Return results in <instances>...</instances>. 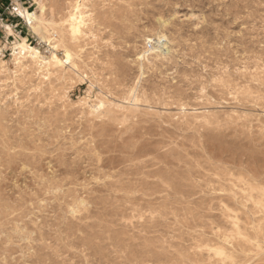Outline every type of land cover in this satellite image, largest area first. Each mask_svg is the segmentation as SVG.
<instances>
[{"label": "rangeland", "instance_id": "374dc122", "mask_svg": "<svg viewBox=\"0 0 264 264\" xmlns=\"http://www.w3.org/2000/svg\"><path fill=\"white\" fill-rule=\"evenodd\" d=\"M17 8L52 22L0 46V264H264V0Z\"/></svg>", "mask_w": 264, "mask_h": 264}, {"label": "bare ground", "instance_id": "6f19581e", "mask_svg": "<svg viewBox=\"0 0 264 264\" xmlns=\"http://www.w3.org/2000/svg\"><path fill=\"white\" fill-rule=\"evenodd\" d=\"M39 1V0H38ZM44 8V6H43ZM81 7L80 5H78L77 3L75 4L74 6V10L75 12H73L72 14L68 15V19L66 21H63L64 23H66V32H67V35L69 37V39L71 41H75L76 38H78L79 35L82 34V31H81V26L80 24L82 22L85 23L84 21V14L81 12ZM26 12V11H25ZM40 12V11H39ZM46 13V12H45ZM24 19L26 20L27 24L29 25V28L32 29V31L36 32L37 34H39V26L36 25V23H43V22H46V23H51L52 22V19H43V20H38L35 13H25L23 15ZM89 20V19H88ZM59 25V24H58ZM63 26V25H62ZM47 27V26H46ZM49 27V26H48ZM57 27V26H56ZM9 29V28H8ZM63 29V28H62ZM10 30V29H9ZM45 32L48 33V34H51V30H48V29H45ZM64 32V31H62ZM44 33V32H43ZM45 33V34H46ZM54 33V36H55V32L53 31ZM44 34V35H45ZM47 34V35H48ZM60 36V35H59ZM57 38V36H56ZM155 38H156V41H155V47H151L150 46V49L148 51H155V49L159 50L160 47L162 46L160 43H161V40H165V37L164 35H161V34H158V35H155ZM50 40V39H49ZM153 40H148V42H152ZM46 42V41H45ZM54 43V41H53ZM58 44V43H57ZM59 46V45H58ZM58 46H53L55 50H58ZM19 48H24V50H26L27 52L30 53V56H32V58H37L39 60H41V62H44V64H57V65H62V66H65V65H69L71 64V62L73 61V55L71 53H69L67 50H63V53H62V58H60L56 52H51L50 55H49V59H45L43 57L40 56V53L37 51V50H34L33 48H31L30 46H28L27 44H25V42L23 40H20V45L18 46ZM15 48V47H14ZM66 48V47H65ZM64 49V48H62ZM68 49V48H67ZM19 50V49H17ZM21 51V50H20ZM53 51V50H52ZM49 52V51H48ZM147 54V51L143 53V57ZM28 55V54H27ZM29 57V55H28ZM16 61V60H15ZM3 64V63H2ZM16 64V63H15ZM7 66V65H6ZM51 66V65H50ZM54 67V66H53ZM59 67V66H58ZM18 68V67H17ZM61 68V67H60ZM75 68V67H74ZM48 73V71H47ZM102 105V101H99L97 104H94L91 108H90V111L91 112H95V113H99L100 110L102 109L101 107ZM89 107V106H88Z\"/></svg>", "mask_w": 264, "mask_h": 264}, {"label": "built area", "instance_id": "2783aa9c", "mask_svg": "<svg viewBox=\"0 0 264 264\" xmlns=\"http://www.w3.org/2000/svg\"><path fill=\"white\" fill-rule=\"evenodd\" d=\"M23 0H15L14 3L10 2V4L6 7H0V46H2V42L4 40V43H7V40L10 38V35L7 34V26H10L13 31H15L18 27L16 23L12 19L17 18L20 20L25 26H28L24 20L21 19V17L18 15L17 12V3H21L22 5ZM12 4H15L13 6ZM21 33L19 32L18 35ZM0 48V59H3L6 55L5 51L1 50Z\"/></svg>", "mask_w": 264, "mask_h": 264}, {"label": "snow or ice", "instance_id": "6c2138e0", "mask_svg": "<svg viewBox=\"0 0 264 264\" xmlns=\"http://www.w3.org/2000/svg\"><path fill=\"white\" fill-rule=\"evenodd\" d=\"M101 107H102V105H101Z\"/></svg>", "mask_w": 264, "mask_h": 264}]
</instances>
